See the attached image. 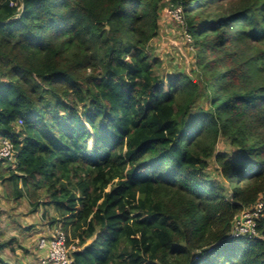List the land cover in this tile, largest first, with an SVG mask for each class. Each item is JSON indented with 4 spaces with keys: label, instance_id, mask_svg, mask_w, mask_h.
I'll use <instances>...</instances> for the list:
<instances>
[{
    "label": "trees",
    "instance_id": "16d2710c",
    "mask_svg": "<svg viewBox=\"0 0 264 264\" xmlns=\"http://www.w3.org/2000/svg\"><path fill=\"white\" fill-rule=\"evenodd\" d=\"M162 1L0 0L4 195L64 229L71 264H264V0H167L195 51L167 78Z\"/></svg>",
    "mask_w": 264,
    "mask_h": 264
},
{
    "label": "rangeland",
    "instance_id": "374dc122",
    "mask_svg": "<svg viewBox=\"0 0 264 264\" xmlns=\"http://www.w3.org/2000/svg\"><path fill=\"white\" fill-rule=\"evenodd\" d=\"M159 29L157 37L152 41L150 50L161 59V67L155 73L170 77L177 71L194 76L192 69L195 65V51L192 39L185 32L181 9L173 8L163 0L160 3ZM217 149L234 151L227 139L221 138ZM16 161L3 162L0 174L8 176L9 166H15ZM215 164L209 168L216 176ZM0 180V240H9L15 236L13 245L15 252L9 249L1 251L0 256L15 262V264H41L42 253L38 248L39 238L46 234L44 227L47 221L42 220L43 209L29 213V203L23 200L21 205L14 204L6 195ZM43 230H40L42 229Z\"/></svg>",
    "mask_w": 264,
    "mask_h": 264
},
{
    "label": "built area",
    "instance_id": "2783aa9c",
    "mask_svg": "<svg viewBox=\"0 0 264 264\" xmlns=\"http://www.w3.org/2000/svg\"><path fill=\"white\" fill-rule=\"evenodd\" d=\"M0 161H15L13 143L7 138L0 139ZM263 203L258 201L254 206L243 210L233 222V234L236 236L257 235V218L261 215ZM38 248L42 253L41 264H71V250L67 234L63 228L54 226L38 240Z\"/></svg>",
    "mask_w": 264,
    "mask_h": 264
},
{
    "label": "water",
    "instance_id": "95a60500",
    "mask_svg": "<svg viewBox=\"0 0 264 264\" xmlns=\"http://www.w3.org/2000/svg\"><path fill=\"white\" fill-rule=\"evenodd\" d=\"M92 240H87L86 243L83 245V248H85L86 246H88L91 243Z\"/></svg>",
    "mask_w": 264,
    "mask_h": 264
},
{
    "label": "crops",
    "instance_id": "0c3cea01",
    "mask_svg": "<svg viewBox=\"0 0 264 264\" xmlns=\"http://www.w3.org/2000/svg\"><path fill=\"white\" fill-rule=\"evenodd\" d=\"M40 230H43V228L40 229ZM48 230H49L48 226H45V227H44V231H48Z\"/></svg>",
    "mask_w": 264,
    "mask_h": 264
}]
</instances>
